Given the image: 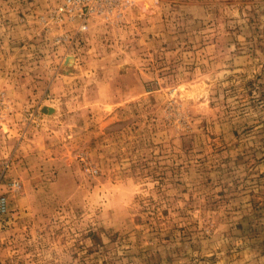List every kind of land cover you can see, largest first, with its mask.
<instances>
[{
    "label": "rangeland",
    "instance_id": "374dc122",
    "mask_svg": "<svg viewBox=\"0 0 264 264\" xmlns=\"http://www.w3.org/2000/svg\"><path fill=\"white\" fill-rule=\"evenodd\" d=\"M0 264H264V0H0Z\"/></svg>",
    "mask_w": 264,
    "mask_h": 264
}]
</instances>
